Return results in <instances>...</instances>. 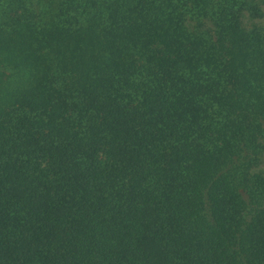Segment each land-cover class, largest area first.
<instances>
[{"label": "trees", "instance_id": "16d2710c", "mask_svg": "<svg viewBox=\"0 0 264 264\" xmlns=\"http://www.w3.org/2000/svg\"><path fill=\"white\" fill-rule=\"evenodd\" d=\"M264 0H0V264H264Z\"/></svg>", "mask_w": 264, "mask_h": 264}, {"label": "rangeland", "instance_id": "374dc122", "mask_svg": "<svg viewBox=\"0 0 264 264\" xmlns=\"http://www.w3.org/2000/svg\"><path fill=\"white\" fill-rule=\"evenodd\" d=\"M260 9L258 14H252L247 11L242 14V25L247 31H252L256 28L264 32V5H261ZM259 168L264 170L261 165Z\"/></svg>", "mask_w": 264, "mask_h": 264}]
</instances>
